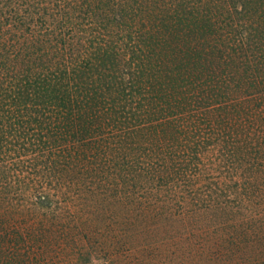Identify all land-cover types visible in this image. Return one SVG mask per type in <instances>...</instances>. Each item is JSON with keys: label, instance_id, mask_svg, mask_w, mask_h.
Segmentation results:
<instances>
[{"label": "trees", "instance_id": "obj_1", "mask_svg": "<svg viewBox=\"0 0 264 264\" xmlns=\"http://www.w3.org/2000/svg\"><path fill=\"white\" fill-rule=\"evenodd\" d=\"M97 263L264 264V0H0V264Z\"/></svg>", "mask_w": 264, "mask_h": 264}, {"label": "rangeland", "instance_id": "obj_2", "mask_svg": "<svg viewBox=\"0 0 264 264\" xmlns=\"http://www.w3.org/2000/svg\"><path fill=\"white\" fill-rule=\"evenodd\" d=\"M118 247V246H117ZM97 264H102V263H97Z\"/></svg>", "mask_w": 264, "mask_h": 264}]
</instances>
